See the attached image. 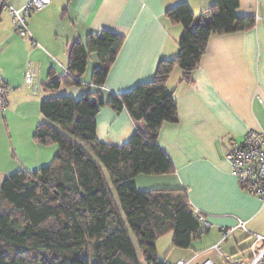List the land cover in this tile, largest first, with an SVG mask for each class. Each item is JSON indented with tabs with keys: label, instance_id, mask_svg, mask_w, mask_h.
Wrapping results in <instances>:
<instances>
[{
	"label": "crops",
	"instance_id": "crops-1",
	"mask_svg": "<svg viewBox=\"0 0 264 264\" xmlns=\"http://www.w3.org/2000/svg\"><path fill=\"white\" fill-rule=\"evenodd\" d=\"M30 1L7 0L15 9ZM216 1L51 0L47 8L28 19L37 44L17 35L12 17L3 11L0 84L5 89V105L0 99V182L19 171L38 172L51 165L58 154V145L45 146L34 140L43 121L41 104L45 99L93 96L99 104L96 135L103 143L124 145L138 129L148 132L147 124L134 122L126 110L111 108V98L153 80L162 60L177 57L184 28L167 17L168 10L186 3L199 19ZM239 3L237 15L254 17V27L213 36L191 83L182 81L179 67L169 79L178 121L162 127L157 143L171 159L174 172L136 178L140 191H185L191 206L211 225L187 249L192 252L179 251L165 259L167 264L195 256L197 262L224 264L212 248L220 242L221 231L237 227L239 221L246 223V230L236 229L221 245L225 254L233 257L246 249L251 252L253 235L264 237V200L243 190L225 159L227 152L244 143L249 132L264 133V0ZM103 32L125 37L105 84H93L99 61L92 55L80 85L48 89L49 83L63 79L69 71L73 45ZM28 69L36 71L31 87L25 84ZM238 260L247 262L245 257Z\"/></svg>",
	"mask_w": 264,
	"mask_h": 264
},
{
	"label": "trees",
	"instance_id": "trees-1",
	"mask_svg": "<svg viewBox=\"0 0 264 264\" xmlns=\"http://www.w3.org/2000/svg\"><path fill=\"white\" fill-rule=\"evenodd\" d=\"M239 4V0H217L199 19L186 3L167 11V17L184 28L177 57L162 60L153 80L109 102L114 110L124 109L134 122L148 126V132L138 129L124 145L97 138L99 104L93 96L42 101L43 121L34 140L58 145L59 152L48 167L19 171L2 181L0 264H167L157 256L159 239L173 233V247L187 250L208 232L185 191H140L136 178L174 172L171 159L157 143L162 127L178 121L169 79L179 67L182 81L191 83L213 36L254 27V17L237 15ZM124 40L103 32L75 43L70 74L47 88L80 85L92 55L99 61L93 84L103 86Z\"/></svg>",
	"mask_w": 264,
	"mask_h": 264
},
{
	"label": "built area",
	"instance_id": "built-area-1",
	"mask_svg": "<svg viewBox=\"0 0 264 264\" xmlns=\"http://www.w3.org/2000/svg\"><path fill=\"white\" fill-rule=\"evenodd\" d=\"M50 3L51 0H32L23 8L15 9L7 0H0V16L3 11H8L12 17L15 33L37 44L29 29L28 19L34 13L47 8ZM1 50L2 48L0 47V52ZM67 74H70V72L67 71ZM35 75V70H27L25 75L27 87L32 86ZM0 99L2 104L5 105V89L2 87V84H0ZM225 159L230 164L232 173L238 178L243 190L249 195L264 200V133L249 132L246 135L244 143L233 151L227 152ZM194 211L202 229L209 230L211 225L206 216L199 210L194 209ZM236 229L246 230V223L239 221L237 227L223 229L221 231L220 242L212 248V251L218 254L219 259L224 264H241L239 260L233 261L231 256L225 254L221 247ZM253 236L254 242L250 247L252 252L250 264H264V237L256 234ZM197 258L198 256H195L191 260H181L177 264H218L212 260L197 262Z\"/></svg>",
	"mask_w": 264,
	"mask_h": 264
},
{
	"label": "rangeland",
	"instance_id": "rangeland-1",
	"mask_svg": "<svg viewBox=\"0 0 264 264\" xmlns=\"http://www.w3.org/2000/svg\"><path fill=\"white\" fill-rule=\"evenodd\" d=\"M1 183H2V181L0 182V185H1ZM131 237H132V240L134 241V244L136 245V248L139 252L140 250H139L136 238L132 234H131ZM172 240H173V233H169L156 242V246L158 249V256L162 262H164L165 259L167 260V258H169L171 255L173 257L179 251L192 252V250H183V249L174 248ZM250 253L251 252L249 251V249H246L243 253H237L236 255H233V257L231 256V258H233V260L236 261L238 259H242L245 257L247 260L251 255ZM245 264H250V261L247 260V262Z\"/></svg>",
	"mask_w": 264,
	"mask_h": 264
}]
</instances>
